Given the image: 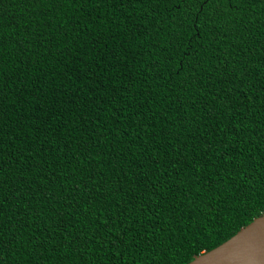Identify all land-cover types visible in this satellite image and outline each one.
I'll return each instance as SVG.
<instances>
[{
	"label": "trees",
	"instance_id": "1",
	"mask_svg": "<svg viewBox=\"0 0 264 264\" xmlns=\"http://www.w3.org/2000/svg\"><path fill=\"white\" fill-rule=\"evenodd\" d=\"M264 213V0H0V264H187Z\"/></svg>",
	"mask_w": 264,
	"mask_h": 264
},
{
	"label": "water",
	"instance_id": "2",
	"mask_svg": "<svg viewBox=\"0 0 264 264\" xmlns=\"http://www.w3.org/2000/svg\"><path fill=\"white\" fill-rule=\"evenodd\" d=\"M187 264H264V213Z\"/></svg>",
	"mask_w": 264,
	"mask_h": 264
}]
</instances>
